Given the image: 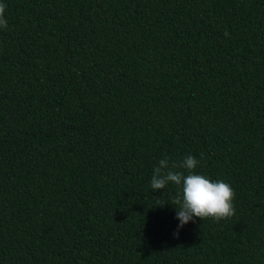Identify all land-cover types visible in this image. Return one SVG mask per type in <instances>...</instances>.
Instances as JSON below:
<instances>
[{
  "label": "trees",
  "instance_id": "16d2710c",
  "mask_svg": "<svg viewBox=\"0 0 264 264\" xmlns=\"http://www.w3.org/2000/svg\"><path fill=\"white\" fill-rule=\"evenodd\" d=\"M0 3V264H264V0ZM188 155L235 214L174 236Z\"/></svg>",
  "mask_w": 264,
  "mask_h": 264
},
{
  "label": "clouds",
  "instance_id": "9594fccd",
  "mask_svg": "<svg viewBox=\"0 0 264 264\" xmlns=\"http://www.w3.org/2000/svg\"><path fill=\"white\" fill-rule=\"evenodd\" d=\"M5 8L6 5L0 3V27H7L3 16ZM197 164V159L191 155L180 162L170 161L165 156L158 161L153 171L150 181L152 191L164 190L170 183L178 188L172 199L179 221L174 236H178L179 229L193 221L194 217L201 220L211 217L219 221L235 214L232 203L235 193L231 186L223 180H211L203 174L195 173ZM176 169H184L187 174Z\"/></svg>",
  "mask_w": 264,
  "mask_h": 264
}]
</instances>
